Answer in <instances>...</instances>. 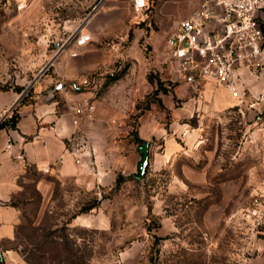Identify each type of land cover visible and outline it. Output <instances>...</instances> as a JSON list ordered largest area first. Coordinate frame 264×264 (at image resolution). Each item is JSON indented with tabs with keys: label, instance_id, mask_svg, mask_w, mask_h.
<instances>
[{
	"label": "rangeland",
	"instance_id": "obj_1",
	"mask_svg": "<svg viewBox=\"0 0 264 264\" xmlns=\"http://www.w3.org/2000/svg\"><path fill=\"white\" fill-rule=\"evenodd\" d=\"M100 1L30 0L18 8L14 0H0V89L33 90L52 71L60 47L66 41L64 48L76 46L70 38L78 26L102 12ZM161 1V12L172 22L190 17L200 2L149 0L148 9L132 11L129 22L147 33L149 13ZM138 15L149 21L138 24ZM134 30L129 29V43L136 37ZM140 43L149 55L151 45ZM154 76L150 71V80ZM211 100L204 96L200 120L208 165L204 187L180 189L174 182L188 181L184 168L152 170L149 163L143 179L139 171L118 175L107 188L58 182L41 218L37 198L23 205L17 239L5 244L16 247L30 264H242L253 255L246 246L262 236V225L257 226L248 211L253 185L264 178V110L254 114L232 107L213 112L207 109ZM153 103L164 109L156 89L139 97L128 117L132 132L138 116ZM185 161L190 160L180 157L177 165ZM28 188L33 194L32 185ZM78 216H89L91 222L77 221Z\"/></svg>",
	"mask_w": 264,
	"mask_h": 264
},
{
	"label": "crops",
	"instance_id": "obj_2",
	"mask_svg": "<svg viewBox=\"0 0 264 264\" xmlns=\"http://www.w3.org/2000/svg\"><path fill=\"white\" fill-rule=\"evenodd\" d=\"M100 4L102 12L99 10L78 26L91 35L90 42L64 48L66 41L52 71L30 92L13 87L0 89V115L6 112L8 119L13 111L18 114L15 127L0 128V264H29L16 247L5 244L17 239L23 219L22 201L32 199L28 185L40 194L37 215L41 218L53 202L58 182L107 188L118 175L138 173L142 152L128 117L144 94L159 88L164 106L161 109L153 103L138 116L137 134L149 143V168H184L188 181L175 180L174 185L187 192L191 185L204 187V168L208 166H204V133L200 125L204 96L212 99L207 104L208 111L236 107L255 114L264 110L256 103L264 74L258 76L255 70L241 69L248 87L242 97L231 95L222 86L208 88L206 83L185 76L174 78L165 41L173 22L161 12L162 1L149 13L152 21L146 23L150 26L147 33L129 22L134 11L132 1L101 0ZM138 17V24L149 21ZM130 28L136 33L131 43ZM116 36L119 39L113 38ZM141 41L151 45L149 55ZM124 45L129 47L123 49ZM150 71L155 75L151 80ZM85 78L90 80L87 86L82 84ZM86 98L96 106L94 119L82 116L75 124L76 117L69 106ZM205 153L209 155L208 150ZM180 157L190 161L177 165ZM258 183L253 185L254 192L264 188V178ZM81 220L91 222V217L78 216L77 221ZM261 228L262 236L245 248L253 255L242 264H264V222Z\"/></svg>",
	"mask_w": 264,
	"mask_h": 264
},
{
	"label": "built area",
	"instance_id": "obj_3",
	"mask_svg": "<svg viewBox=\"0 0 264 264\" xmlns=\"http://www.w3.org/2000/svg\"><path fill=\"white\" fill-rule=\"evenodd\" d=\"M23 8L30 0H14ZM149 0H132L136 13L145 12ZM77 47L91 41L89 33L75 31L70 38ZM168 59L173 64L174 78L185 76L198 82L222 86L231 95L242 97L248 89L242 68L264 74V0H200L193 14L172 23L166 37ZM71 54L74 56L76 52ZM85 78L83 85H89ZM264 106V84L256 98ZM74 123L82 116L94 119L96 106L89 98L72 102ZM8 117L1 113V121ZM248 216L257 226L264 222V188L252 195Z\"/></svg>",
	"mask_w": 264,
	"mask_h": 264
},
{
	"label": "trees",
	"instance_id": "obj_4",
	"mask_svg": "<svg viewBox=\"0 0 264 264\" xmlns=\"http://www.w3.org/2000/svg\"><path fill=\"white\" fill-rule=\"evenodd\" d=\"M159 87H160V89H162L161 87H163L162 86V82L159 80ZM16 90H18V91H21L22 90V88H20V87H14ZM3 89H8V87H5V88H3ZM159 89V88H158ZM158 89H156V90H158ZM17 121H18V114L15 112V111H13L12 112V114L10 115V117L8 118V119H6L5 121H3V122H1L0 123V128H3V127H15L16 126V123H17ZM133 134H135V138H136V142H137V144L139 145V146H141L142 144H144L146 141L145 140H143V139H141V138H139V136H138V134H137V129H136V131L135 132H132ZM33 191H34V193L32 194V192H31V195H32V199L31 200H29L28 202L27 201H22V205H24V204H29L30 202H32L35 198H37V203H38V205H39V202H40V194L37 192V191H35L34 190V188H33ZM21 202V201H20ZM12 204H14V205H18V202H16V201H12ZM95 207V205H93V206H89V207H87L86 208V210L88 211V210H91V209H93ZM24 217V216H23ZM19 226H20V224H19ZM19 226H18V228H19ZM17 234H18V232H17ZM26 260V259H25ZM27 261V260H26ZM28 262V261H27ZM29 263V262H28ZM30 264V263H29Z\"/></svg>",
	"mask_w": 264,
	"mask_h": 264
},
{
	"label": "water",
	"instance_id": "obj_5",
	"mask_svg": "<svg viewBox=\"0 0 264 264\" xmlns=\"http://www.w3.org/2000/svg\"><path fill=\"white\" fill-rule=\"evenodd\" d=\"M87 19L83 21V24L86 22ZM140 150L142 152V160L139 163V173H138V178L143 179L144 173L146 171V167L148 166L149 163V143L145 142L140 146Z\"/></svg>",
	"mask_w": 264,
	"mask_h": 264
}]
</instances>
